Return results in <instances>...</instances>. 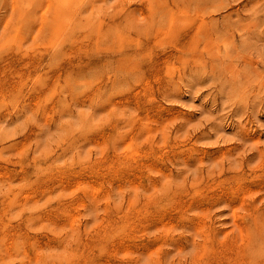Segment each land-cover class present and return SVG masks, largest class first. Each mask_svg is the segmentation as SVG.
<instances>
[{"label": "rangeland", "instance_id": "1", "mask_svg": "<svg viewBox=\"0 0 264 264\" xmlns=\"http://www.w3.org/2000/svg\"><path fill=\"white\" fill-rule=\"evenodd\" d=\"M0 264H264V0H0Z\"/></svg>", "mask_w": 264, "mask_h": 264}, {"label": "bare ground", "instance_id": "2", "mask_svg": "<svg viewBox=\"0 0 264 264\" xmlns=\"http://www.w3.org/2000/svg\"><path fill=\"white\" fill-rule=\"evenodd\" d=\"M169 224V223H168ZM252 235V234H251ZM250 244V243H249ZM263 247V246H262Z\"/></svg>", "mask_w": 264, "mask_h": 264}]
</instances>
